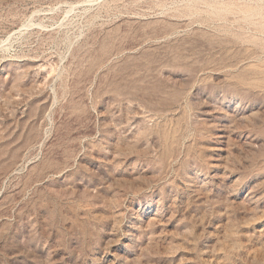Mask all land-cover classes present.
Returning a JSON list of instances; mask_svg holds the SVG:
<instances>
[{
  "label": "rangeland",
  "instance_id": "obj_1",
  "mask_svg": "<svg viewBox=\"0 0 264 264\" xmlns=\"http://www.w3.org/2000/svg\"><path fill=\"white\" fill-rule=\"evenodd\" d=\"M0 264H264V0H0Z\"/></svg>",
  "mask_w": 264,
  "mask_h": 264
}]
</instances>
